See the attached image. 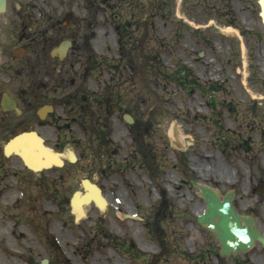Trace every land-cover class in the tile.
Here are the masks:
<instances>
[{
  "label": "rangeland",
  "instance_id": "374dc122",
  "mask_svg": "<svg viewBox=\"0 0 264 264\" xmlns=\"http://www.w3.org/2000/svg\"><path fill=\"white\" fill-rule=\"evenodd\" d=\"M17 1L12 0L0 22L11 16ZM58 1L68 4L64 16L72 15L60 38L71 39L77 33V47L92 48L82 51L83 60L94 57V64L98 63L77 83L82 81L90 97L99 94L103 99L98 116L109 142L95 140L88 145L73 136L57 151L78 153V162H66L64 168L47 171L35 181L41 224L50 222L49 232L66 244L64 256L55 264H264V251L258 246L245 255H218L216 240L197 223L205 203L191 184L200 181L222 194L235 189L238 212L253 214L264 231V194L257 191L264 182V26L254 0H92L98 16L91 30L85 26L86 2ZM180 12L185 21L176 16ZM188 21L199 26L214 23L195 29ZM143 22L147 35L140 42ZM228 27L241 33L244 56L240 40L223 31ZM31 31L35 34V28ZM85 35L90 45H85ZM60 38L55 47L61 44ZM5 48L10 47L0 52ZM127 51L122 68L114 69ZM145 57H149L148 65L143 64ZM180 71L183 86L165 77ZM193 81L206 90L192 89ZM65 89L76 90L77 84H65ZM153 94L161 109L153 107ZM105 98L122 110L107 111ZM125 113L134 117L135 124L124 120ZM137 124L149 126L151 134L144 140L147 148L152 147L156 179L136 151L133 130ZM242 141L248 152L239 146ZM83 179L102 188L109 206L103 218L95 208H87V217L74 224L69 203L81 190ZM6 187L11 195L19 184L8 176ZM135 212L141 220L125 217ZM99 221L113 240L100 233Z\"/></svg>",
  "mask_w": 264,
  "mask_h": 264
},
{
  "label": "flooded vegetation",
  "instance_id": "af4514ba",
  "mask_svg": "<svg viewBox=\"0 0 264 264\" xmlns=\"http://www.w3.org/2000/svg\"><path fill=\"white\" fill-rule=\"evenodd\" d=\"M14 5L11 16L0 22V49L10 47L0 52L4 57L0 59V264H43L44 259L55 264V255L62 253L60 243L50 235V222L41 224L42 206L34 187L42 174L27 170L14 154L8 156L6 146L29 131L37 132L55 149L73 136L95 144L105 128L98 116L104 102L99 95L90 97L77 80L86 78L98 63L94 64L93 57L90 62L83 60L82 51L89 52L90 47H77V33L71 39L60 38L72 17L64 16V2L18 0ZM58 38L61 44L69 40L71 46L55 47ZM84 39L89 45L87 35ZM72 83L77 89L66 90L65 84ZM8 176L19 181L11 195L6 187ZM258 246L263 252L264 247Z\"/></svg>",
  "mask_w": 264,
  "mask_h": 264
},
{
  "label": "water",
  "instance_id": "95a60500",
  "mask_svg": "<svg viewBox=\"0 0 264 264\" xmlns=\"http://www.w3.org/2000/svg\"><path fill=\"white\" fill-rule=\"evenodd\" d=\"M3 1L0 0V8L4 4ZM26 141H32L35 150L37 149L41 156L36 163L32 164V168L41 170L51 164L60 163L59 159L48 152L35 136L24 137L21 144L14 143V149L22 148V144ZM195 186L199 188V196L205 200L207 205V209L198 216L197 220L202 227L215 235L221 245V255L247 252L256 241L264 245V237L258 230L255 220L236 213L232 204L235 197L234 191L221 197L215 189L196 183Z\"/></svg>",
  "mask_w": 264,
  "mask_h": 264
},
{
  "label": "bare ground",
  "instance_id": "6f19581e",
  "mask_svg": "<svg viewBox=\"0 0 264 264\" xmlns=\"http://www.w3.org/2000/svg\"><path fill=\"white\" fill-rule=\"evenodd\" d=\"M259 4H260V10H261V19H262V23L264 26V0H259ZM174 132L175 129L172 128L171 130V135L174 136ZM24 155L23 157V161L27 164V165H31V163H36V161L39 158V154L35 153V151H32V146L30 144H25L24 148ZM32 151V152H31ZM74 157L72 155L69 156V159H73ZM87 182H82V191H80V195L74 197L73 201H72V209H73V213L77 216V218L80 216H82V209H81V205L82 203H87L88 207H92L93 204L95 206H97L99 208L100 211H104L109 200L106 196H104V200L105 203L103 204L98 196V193L96 191V189L91 186L89 183L88 185L86 184ZM84 189V191H83ZM92 201H94V203H91ZM84 215H85V209H83ZM131 215L134 217L136 216V212L135 213H131Z\"/></svg>",
  "mask_w": 264,
  "mask_h": 264
}]
</instances>
